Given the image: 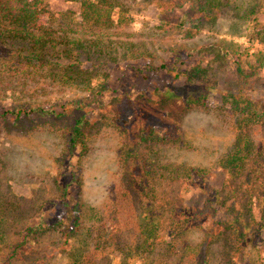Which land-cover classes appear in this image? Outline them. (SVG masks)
Returning a JSON list of instances; mask_svg holds the SVG:
<instances>
[{
	"label": "rangeland",
	"instance_id": "obj_1",
	"mask_svg": "<svg viewBox=\"0 0 264 264\" xmlns=\"http://www.w3.org/2000/svg\"><path fill=\"white\" fill-rule=\"evenodd\" d=\"M122 1L131 20L109 43L120 49V59L95 70L92 83L106 85L100 96L74 86L63 73L55 78L44 74L40 82L33 81L27 96L18 82L14 85L15 80L10 79L7 85L0 83L8 88L0 90V239H10L0 242V264H8L6 259L12 255L7 245L20 240L25 244L13 264H72L76 253H81L80 262L84 264L97 262L98 245L103 246L109 239H97L98 234L86 238L68 230L69 207L78 200L89 213L103 210L104 220L98 223L101 231L102 227L110 229L109 220L115 217L123 225L136 228V218L128 207L121 219L114 207L115 197L134 189V177H142L139 162L148 157L146 147L152 144V140L142 141V136L152 128L160 141L156 147L167 143L162 140L164 136L168 140L177 137L175 125H182L185 139L195 145L170 144L162 160L210 165L204 189L193 180L175 188L187 206L205 208L208 198L213 199L227 180L228 173L218 161L233 148L238 131L232 99H238L239 107L264 100V0ZM48 10L56 24L68 18L69 11L78 18L81 3L49 0ZM125 48L131 51L121 58ZM148 62L176 64L178 68L145 79L135 67ZM84 63L86 68L91 66L90 62ZM199 67L205 72L189 84L190 73ZM98 89L96 85L94 90ZM168 89L175 90L176 95L165 100L162 94ZM191 94H205L211 109L195 108L177 117ZM94 99L99 102L92 103ZM80 101L81 108L77 105ZM33 102L46 105L48 113L19 118L2 114L4 108ZM216 107H221L222 115L217 114ZM62 112L65 114L60 116ZM84 114L92 125L89 140L86 147H70L75 121ZM252 130L262 146L264 126L253 124ZM124 173H130L125 175L130 181L128 186L122 181ZM213 205L218 207L215 213L208 209L195 222L209 232L221 227L216 222L234 214L229 206ZM240 206L243 209L234 205L246 211L245 205ZM251 213L261 219L264 205ZM59 219L62 223L55 227L53 223ZM39 224L42 226L37 233L29 236V227ZM253 226L238 239L241 261L220 255L211 264H264V226ZM123 235L125 239L116 242L137 243L133 234ZM202 235L199 229L188 234L193 240ZM107 251L111 252V264H143L139 259L128 261L113 246Z\"/></svg>",
	"mask_w": 264,
	"mask_h": 264
},
{
	"label": "trees",
	"instance_id": "obj_2",
	"mask_svg": "<svg viewBox=\"0 0 264 264\" xmlns=\"http://www.w3.org/2000/svg\"><path fill=\"white\" fill-rule=\"evenodd\" d=\"M48 2L49 0H0V75L3 74L0 83L7 85L10 79L11 82L15 80L14 85L18 82L20 91L25 92L27 96L30 91L29 84L33 81L40 82L44 74H50L51 78H55L63 73L74 86L92 90L94 95L96 93L100 96L106 85L92 83L95 70L107 66L108 62L120 59L117 56L120 49L111 47L109 43L113 42L111 39L113 35H117L119 31H123V27L130 24L131 19L125 2L79 0L81 3L79 17L76 18V13L69 11L68 18L59 20L56 24L54 16L49 14ZM116 12L119 15L114 17ZM130 51V48L122 50L121 58H126ZM84 62H90L91 66L86 68ZM177 68L176 64L164 62L157 65L148 62L137 65L135 71L147 79L159 75L162 71L175 72ZM204 72L203 68H194L188 78L192 82L189 84L193 85L194 78ZM96 85L99 87L97 91L94 90ZM2 89L8 88L0 86V90ZM173 94L175 96L176 91L168 89L162 95L166 100L172 99ZM205 96L189 95L177 117L195 108L210 110V104ZM96 100H99V97L96 96ZM96 100L94 99L92 103L99 102ZM80 103L81 101L77 104L79 108L82 106ZM232 103L235 111L231 112L237 115L238 131L233 148L218 161L219 166L228 173V177L223 187L216 190L215 199L208 198L205 208L197 210L187 206L185 199L175 188H180L186 181L193 180L204 189L206 169H209L210 165L162 160L170 144L195 146L185 139L182 125H175L178 130L177 137L170 136L168 140V136H164L162 140L167 143L159 147H156V142L160 141L155 139L153 128L142 136V141L152 140L153 144L146 147L148 157L139 162L142 177L138 179L134 177V180H137L133 183L134 189L130 188L127 194L117 195L115 198L118 199L114 204L121 219L125 217L124 209L126 207L130 209V215L136 218V228L123 225L115 217L109 220L110 229L102 227L101 231L98 223L104 220L102 209L98 208L95 213H89L80 200L71 203L68 227L71 234H83L82 236L86 238L92 236V239L98 234L97 239H109L103 246L98 245L100 252L94 264H111V252L107 250L112 246L114 250H120L128 261L139 259L143 264H193V262L211 264L214 257L220 255H228L227 258L230 256L232 260L234 258L242 260L238 239L243 235V231L253 228V225L264 226V213L259 220L251 213L256 207L264 205V144L259 145L252 130L253 124L264 126V100L255 105L249 101L242 107H239L236 98L232 99ZM48 110L44 104L18 103L13 108H4L2 114H15L19 118L24 115L47 114ZM215 111L219 115L223 114L221 107H216ZM64 114L59 113L60 116ZM84 118L85 114L75 121L68 141L70 147L79 145L86 147L92 125ZM193 173L198 178H194ZM125 175L128 177L130 173L122 175L123 183L128 186L130 181ZM213 203L229 206L234 214L227 213L224 220L216 222L221 227L209 232L203 224L196 225L195 222L203 218L206 210L213 209V213L218 210ZM241 203L246 206V211H241L243 209ZM234 205L241 209L238 210ZM56 211L61 213L59 208ZM95 215L97 221L93 220ZM61 223L62 220L59 219V222L53 224L56 227ZM40 225L29 227L28 235L37 233L42 226ZM105 229L110 232L105 233ZM192 229L203 232L201 239L193 240L188 236ZM46 230L44 229L42 233ZM253 231L259 232L258 229ZM123 234H133L138 239L137 243L116 242V239H125ZM2 240L10 239H0V242ZM85 243L88 244L86 241ZM24 244L25 241L20 240L18 243L7 245L11 248L12 254L6 259L8 264H13L14 260L18 259L19 249ZM80 254L76 253L72 264H84L83 261L80 262L82 259Z\"/></svg>",
	"mask_w": 264,
	"mask_h": 264
}]
</instances>
